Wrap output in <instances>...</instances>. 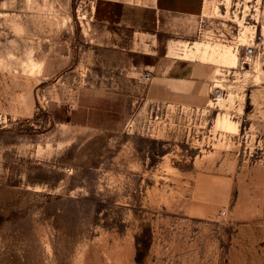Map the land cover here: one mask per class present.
Listing matches in <instances>:
<instances>
[{"label": "rangeland", "instance_id": "obj_1", "mask_svg": "<svg viewBox=\"0 0 264 264\" xmlns=\"http://www.w3.org/2000/svg\"><path fill=\"white\" fill-rule=\"evenodd\" d=\"M94 10L0 0V264H264V0L155 31ZM195 41L237 64L185 57ZM176 63L195 81L171 94Z\"/></svg>", "mask_w": 264, "mask_h": 264}, {"label": "crops", "instance_id": "obj_2", "mask_svg": "<svg viewBox=\"0 0 264 264\" xmlns=\"http://www.w3.org/2000/svg\"><path fill=\"white\" fill-rule=\"evenodd\" d=\"M203 6V0H95V18L98 21L105 22L118 27H129L134 29L157 30L161 16L164 13L180 14H198ZM135 42L136 36L133 37ZM120 52L109 53L110 59L114 62ZM115 57V58H114ZM111 62V61H110ZM188 66L176 63L174 69L176 72H168L163 75L162 83H168V92L176 94L183 92V88H174L171 90L170 85L181 84L183 81H195L191 79L194 72L188 70ZM126 72V71H124ZM166 80H165V79ZM152 80L153 87L160 88L158 81Z\"/></svg>", "mask_w": 264, "mask_h": 264}, {"label": "bare ground", "instance_id": "obj_3", "mask_svg": "<svg viewBox=\"0 0 264 264\" xmlns=\"http://www.w3.org/2000/svg\"><path fill=\"white\" fill-rule=\"evenodd\" d=\"M201 46H202L201 43L195 41L194 44L191 46L185 45L182 52L184 53L185 57L196 56L198 54L202 58L207 57L209 59L215 60L216 62L222 63L224 65L235 66L237 64L236 54L230 51L229 49L227 48L222 49V48L214 47L210 50L208 46L206 45L203 49H201ZM215 125L217 128H221L229 132H237L238 130V123L230 119L227 112L218 113L216 120H215Z\"/></svg>", "mask_w": 264, "mask_h": 264}, {"label": "built area", "instance_id": "obj_4", "mask_svg": "<svg viewBox=\"0 0 264 264\" xmlns=\"http://www.w3.org/2000/svg\"><path fill=\"white\" fill-rule=\"evenodd\" d=\"M252 51H253L252 45H246L244 47V57L245 58L248 57L252 53ZM143 77L145 79H149L150 78V73L149 72H145ZM156 107H158V104H156ZM194 109H195V107L192 106L191 110H188V111L191 113V112H194ZM180 111H182V109Z\"/></svg>", "mask_w": 264, "mask_h": 264}]
</instances>
